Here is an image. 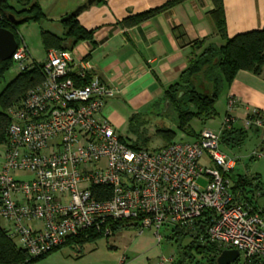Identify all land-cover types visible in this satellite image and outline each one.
Listing matches in <instances>:
<instances>
[{
  "label": "built area",
  "instance_id": "2783aa9c",
  "mask_svg": "<svg viewBox=\"0 0 264 264\" xmlns=\"http://www.w3.org/2000/svg\"><path fill=\"white\" fill-rule=\"evenodd\" d=\"M11 60L19 72L39 65L43 75L40 85L7 110L0 162V218L28 260L78 236L108 238L116 226L136 225L138 232L152 229L158 242L165 229L206 241L218 255L237 250L231 264L264 263L261 192L253 195L256 210L235 197L228 175L236 158L220 147L222 133L238 119L233 96L218 131L203 129L193 141L156 150L134 149L101 115L110 90L97 78L77 82L88 68L73 74L72 49H50L36 65L20 36ZM241 124L245 131L263 126L257 115ZM250 157H264V145ZM19 173L30 177L18 178ZM93 188L108 196L98 197Z\"/></svg>",
  "mask_w": 264,
  "mask_h": 264
},
{
  "label": "crops",
  "instance_id": "0c3cea01",
  "mask_svg": "<svg viewBox=\"0 0 264 264\" xmlns=\"http://www.w3.org/2000/svg\"><path fill=\"white\" fill-rule=\"evenodd\" d=\"M169 1L95 0L77 15L80 26L90 31L92 37L70 48L76 64L72 72L75 74L77 68L86 67L85 79L90 81L97 78L110 90L111 95L105 97L101 115L114 129L118 128L121 113L129 116L139 114L142 118L161 113V106L166 101V90L180 82L191 61L208 47H221L225 43L210 17L214 8L211 0H184L133 27L122 25L126 17L160 7ZM34 2L39 4L45 19L40 23L21 25L19 34L26 42L31 60L37 64L45 60L48 52L42 45V31L61 37L63 26L57 24L86 0H30V4ZM10 4L16 10L21 9L14 0ZM223 6L228 37L264 28V0H223ZM65 44L67 46L70 43ZM189 80L201 93L212 94L213 83L204 73H198ZM229 96L237 100L233 114L238 119L227 133L243 132V140L240 145H235L231 140L227 143L223 140L220 147L225 154L236 158L233 175H244L240 171L241 160L251 162L264 159L250 157L254 149H261L264 145V67L259 75L240 70L231 81L223 80L214 105V115L207 120L193 118L201 124L197 131L191 126L192 120L189 122L192 136L189 141L195 140L203 129L218 131ZM163 111L166 114L173 110L169 109L168 104ZM256 115L263 126L243 130L241 119ZM217 116L218 125L211 128ZM246 147L248 151L244 150ZM256 168L259 170L258 166ZM250 173L263 176L258 171ZM257 201L262 203L264 199L260 197ZM171 234L165 230L162 241L158 242L152 229L138 232V226L130 225L119 228L100 247L98 243L102 239L83 244L80 252L74 246H66L76 249L75 263H81L85 256L94 254L89 264H184L179 260L176 245L169 240ZM94 243L95 246L85 250L86 244ZM99 250L106 254L105 258L96 256ZM59 252L50 254L46 260L56 255L62 257ZM259 263L257 260L254 262Z\"/></svg>",
  "mask_w": 264,
  "mask_h": 264
},
{
  "label": "trees",
  "instance_id": "16d2710c",
  "mask_svg": "<svg viewBox=\"0 0 264 264\" xmlns=\"http://www.w3.org/2000/svg\"><path fill=\"white\" fill-rule=\"evenodd\" d=\"M10 1L12 0H0V27L12 31L15 34L17 42H19V28L21 25L40 23L45 17L37 2L30 4V0H14L21 6L20 10H16L11 6ZM181 1L184 0H171L160 7L128 16L122 21V25L126 28L133 27L149 20ZM211 1L214 8L210 13V17L216 31L225 43L221 47H208L195 60H192L188 68L183 72L180 82L170 86L165 93V99L169 103V109L171 108L174 112L175 120L178 123V129L188 133H191L189 122L193 118L207 120L214 115V105L219 93L220 84L223 80L231 81L234 75L240 70L259 75L264 67V28L240 33L231 38L228 37L226 35L223 0ZM10 14L15 20L14 23H11L8 17ZM76 18L77 16H74L66 22H61L64 30L61 37L49 31H42L41 41L43 47L46 50L60 48L70 49L79 41L91 39L92 33L82 28ZM65 42H69L70 44L66 46ZM13 65L11 59L0 62V81L4 79L6 73ZM198 73H204L205 77L213 83V92L211 95L201 93L192 81L189 80ZM42 81L43 75L39 65H37L30 70L19 72L0 91V146L6 142V128L9 123L7 110L19 104L26 93L40 85ZM77 82L80 84H87L89 81L84 79ZM135 117L139 119L141 116L139 114L132 115V122L136 120ZM157 133L166 138L167 141L164 146L172 143L171 141L175 134L173 131L159 128ZM223 140L226 143L231 140L235 145H240L243 140V132L233 131L232 133H222L221 142ZM121 141L125 142V139L121 138ZM132 148L141 149L135 146H132ZM234 170L228 175L233 194L236 198L250 205L253 210H256V204L253 201L254 193L256 191L261 192V196L264 199V191L260 186L259 177L252 175L253 178L251 179L250 176L246 175H233ZM252 181L256 182L255 185ZM92 191L97 194L98 197L108 196V194L103 193L100 188H93ZM121 227L126 226H116L114 232ZM184 237L185 235H183L182 232L175 231L172 232L169 238V240L175 243L178 249L180 262L184 264H216L218 250L214 245L206 241L200 242L194 238L191 239V243L182 246L181 243ZM101 238H103L101 234L78 236L70 239L63 246L40 258L28 260L26 252L13 243L7 231L0 228V264L31 263L46 258L66 245L74 246L78 252H80L83 244L95 242ZM198 257L202 258V260H199ZM259 264L264 263L260 262Z\"/></svg>",
  "mask_w": 264,
  "mask_h": 264
},
{
  "label": "rangeland",
  "instance_id": "374dc122",
  "mask_svg": "<svg viewBox=\"0 0 264 264\" xmlns=\"http://www.w3.org/2000/svg\"><path fill=\"white\" fill-rule=\"evenodd\" d=\"M57 25L59 26L62 24L59 22ZM17 71H18L17 66L16 64H14L12 68L6 73L4 79L0 81V91L5 87V85H7V83H9L15 77V75L17 74ZM199 89L201 90V88ZM165 108H166V101L161 106V109H160L161 113L157 115L154 114L153 116H150V118L140 117L138 119L135 117L136 120H134V122L131 121V116L121 113L118 119L119 121L118 128H115V130L122 138L125 139V141L128 144L141 148V149L149 150V151L159 149L166 144V141H167L166 138L162 137L160 134L157 133V130L162 127L170 129L171 131L175 133L172 138L174 141H180V140L189 141L192 137L191 133L180 131L176 124L174 112L170 111L164 114L163 110H165ZM222 120H221V123H222ZM218 122H219V116L214 118V121L211 123V128H216L218 125ZM191 126L195 131H197L200 128L201 124L197 120H192ZM2 150H3V147L1 145L0 146V162L2 158ZM244 150L248 151V147H246ZM228 153L233 155L232 151H229ZM260 160L251 161V162L241 160L240 171L246 176H251L252 174L250 173L251 171H258L260 174H263V176L259 175V181H260V186L262 187V190L264 191V164H263L264 159H260ZM257 166L259 170L256 168ZM16 176L21 179L30 177L28 173H19V174H16ZM199 183L201 185H204L205 181L201 179ZM0 228H2L5 231H7L8 229L7 222L2 218H0ZM160 232L161 234H165V229H161ZM101 239L102 241L98 243L99 247L104 244L103 241L107 240V238L105 237ZM12 241L19 248V245H20L19 242L16 240H12ZM191 241L192 240L190 237L185 236L181 244L182 246H184V245L191 243ZM173 245H175V243H173ZM93 246H95V243L86 244L85 250L87 251V249H90ZM59 251H60L59 253L62 255V257L60 258L59 256L57 257L56 255L47 260L46 258H43V259L33 261L31 263H23V264H72L76 262L75 261L76 260L75 259V254H76L75 248H72L70 246H65V247H62ZM94 256H95L94 254L93 255L88 254L87 256H85V259L81 261V263H75V264H89L90 258ZM96 256L102 259V258H105L106 254L99 250ZM199 260H202V258L199 257Z\"/></svg>",
  "mask_w": 264,
  "mask_h": 264
},
{
  "label": "water",
  "instance_id": "95a60500",
  "mask_svg": "<svg viewBox=\"0 0 264 264\" xmlns=\"http://www.w3.org/2000/svg\"><path fill=\"white\" fill-rule=\"evenodd\" d=\"M25 1V0H22ZM95 0H86L85 3L79 5L75 10L70 12L68 15L62 18V22H66L71 17L77 16L82 10L93 4ZM9 19L11 23H14L15 20L10 14ZM18 42L16 40L15 34L9 29L0 27V62L8 61L12 58L15 50L17 49ZM169 103L167 102L166 105ZM238 257L237 250H223L216 258V264H231Z\"/></svg>",
  "mask_w": 264,
  "mask_h": 264
}]
</instances>
